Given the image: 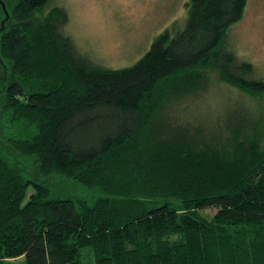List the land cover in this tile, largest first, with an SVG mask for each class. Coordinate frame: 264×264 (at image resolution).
<instances>
[{
	"label": "trees",
	"instance_id": "16d2710c",
	"mask_svg": "<svg viewBox=\"0 0 264 264\" xmlns=\"http://www.w3.org/2000/svg\"><path fill=\"white\" fill-rule=\"evenodd\" d=\"M51 1L0 6V264H264V121L199 102L214 81L264 96L225 48L248 0H189L122 69Z\"/></svg>",
	"mask_w": 264,
	"mask_h": 264
},
{
	"label": "rangeland",
	"instance_id": "374dc122",
	"mask_svg": "<svg viewBox=\"0 0 264 264\" xmlns=\"http://www.w3.org/2000/svg\"><path fill=\"white\" fill-rule=\"evenodd\" d=\"M188 1L52 0L47 10L53 6L65 9L69 21L64 34L92 62L101 67L122 69L136 64L166 29L174 35L184 28ZM15 2L0 0V6L6 10V4L11 6ZM225 48L239 62L252 64L251 78L264 80V0H248L242 20L229 30ZM199 102L204 108L212 109L213 113L222 112L223 116L230 110L239 109L253 114L251 119L264 121V96L251 98L219 81H214L205 98ZM262 145L264 147V132ZM53 181L59 186L55 187V198L82 195L81 190L71 186L60 188L64 183ZM215 212L214 208L203 211L210 216Z\"/></svg>",
	"mask_w": 264,
	"mask_h": 264
}]
</instances>
